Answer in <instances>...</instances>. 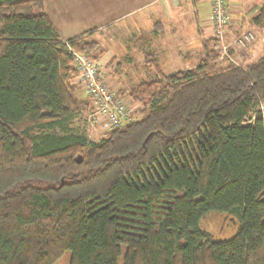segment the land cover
Returning <instances> with one entry per match:
<instances>
[{
	"label": "trees",
	"instance_id": "1",
	"mask_svg": "<svg viewBox=\"0 0 264 264\" xmlns=\"http://www.w3.org/2000/svg\"><path fill=\"white\" fill-rule=\"evenodd\" d=\"M41 5L0 0V264H264V55L165 74L148 54L122 94L140 118L95 142L70 128L93 30L62 40ZM212 211L231 238L200 227Z\"/></svg>",
	"mask_w": 264,
	"mask_h": 264
},
{
	"label": "rangeland",
	"instance_id": "2",
	"mask_svg": "<svg viewBox=\"0 0 264 264\" xmlns=\"http://www.w3.org/2000/svg\"><path fill=\"white\" fill-rule=\"evenodd\" d=\"M39 2L52 19L62 40L81 34L84 29L91 28L93 30L88 40L97 43L99 49L96 54L100 53V55L97 59H93L87 53H77L79 59L75 60L74 64H80L81 60L99 64V80L105 83L113 92L120 94L125 106L133 109L130 120L140 118V110L143 105L133 101L126 94H122L143 82L140 80L144 77H148L149 74L145 69L153 68L152 64H154L153 61H150L151 57H148V54L154 55L159 68L163 70L160 69L161 72L165 74L176 72V69H182L184 64H191V66L196 67L208 51L215 56L212 62L218 68L228 65L244 67L264 55V27L254 26L251 22L252 17L257 15L264 1L262 3L257 1L256 7L251 8V11H255L253 15L250 19L243 18L242 22L235 21L232 15L244 14L245 4L229 5L223 40L213 38V28L209 17L201 21L200 25L197 22L196 27H193L191 23L190 26L182 24V27L177 28L173 26L170 28L166 25L159 28L154 27L155 36H150V39H148L150 48L148 44L146 46L147 49H152L154 53L143 51V46L142 51H139L138 46H133V43H131L132 49L127 54L132 60L130 63L124 60V45L121 42V36L125 32V26L129 24L128 21L122 23L118 18L102 22L104 24L96 26L98 22L116 12V8L121 5L122 0H39ZM199 18H206L204 12L199 15ZM146 22L140 21L143 25L139 28L138 33L148 34L147 36H149L151 33L150 23L147 20ZM228 24H232L231 29L233 31H227ZM111 25H114L112 29L110 28ZM138 39L143 40L142 36ZM108 52H111V54ZM144 81H149V79ZM75 84L78 86V95L85 96L86 101L91 106L84 92L83 83L76 81ZM261 105L264 106V101ZM99 116L100 119L103 117V115ZM96 119L92 117L90 111H86L71 121L70 128L77 133H85L90 140L97 142L110 130L105 131L103 128L104 122ZM200 227L208 231L214 239L225 240L235 234L238 221L226 214L212 211L201 219ZM68 261L69 252H66L56 264H68ZM118 264H122L121 257Z\"/></svg>",
	"mask_w": 264,
	"mask_h": 264
},
{
	"label": "crops",
	"instance_id": "3",
	"mask_svg": "<svg viewBox=\"0 0 264 264\" xmlns=\"http://www.w3.org/2000/svg\"><path fill=\"white\" fill-rule=\"evenodd\" d=\"M226 1L230 6L234 4H245V7L243 8L244 14L241 13L240 15H232L235 21L238 20V22H242L243 18L250 19V17L253 15L255 11L253 9V11H251V8L256 7L257 1L262 3L264 0ZM116 9V12L110 14L109 16H107V18H104L102 21L98 22V25L96 26H101L102 24H104L102 22L118 18L122 21V23L128 21L129 24L125 26V35L123 34L121 36V42L124 45V60L130 63L132 60L129 56H127V54H129L132 49L131 43H133V46H138L139 51H142L141 48L143 46V51L145 50L147 53H154L152 49H149L150 46L148 44L150 43V41H148V39H150V36H155L156 31L154 27L159 28L162 27V25H166L170 26V28L171 26L177 28L182 27V24H188V26H190V23L193 27H196L198 25L197 22H199L200 25L201 21H204L209 17L211 12V4L208 0H122L121 5ZM203 12L204 15H206V18L200 19L199 15H201ZM146 20L148 21V23H150L149 27L151 35L149 34V36H147L148 34L146 35L143 33H138L139 28L143 25L140 23V21L147 23ZM114 25H111L110 28L112 29ZM231 26L232 24L227 25V31H233L231 29ZM88 30H91V28L84 29L82 32H86ZM140 36H142L143 40L138 39ZM147 44L149 50L146 48ZM108 53L111 54V52ZM127 65L130 66L131 64ZM193 67L194 65L191 66V64H184V67L182 69L188 70ZM160 69L162 70V68ZM145 71L147 72V69H145ZM175 71H177V69ZM147 76L148 77H144L140 81L149 79V75Z\"/></svg>",
	"mask_w": 264,
	"mask_h": 264
},
{
	"label": "built area",
	"instance_id": "4",
	"mask_svg": "<svg viewBox=\"0 0 264 264\" xmlns=\"http://www.w3.org/2000/svg\"><path fill=\"white\" fill-rule=\"evenodd\" d=\"M211 4L209 20L213 28V38L221 40L228 20L229 4L226 0H208ZM223 40V39H222ZM74 59H79L78 54L73 52ZM80 83H83L85 94L89 99L92 117L103 121L105 131L120 128L132 118L133 109L125 106L120 94L113 92L105 83L99 80V64L81 60L75 64ZM260 109L263 111L264 106ZM99 115H103L100 119ZM96 119V120H97Z\"/></svg>",
	"mask_w": 264,
	"mask_h": 264
},
{
	"label": "bare ground",
	"instance_id": "5",
	"mask_svg": "<svg viewBox=\"0 0 264 264\" xmlns=\"http://www.w3.org/2000/svg\"><path fill=\"white\" fill-rule=\"evenodd\" d=\"M262 113V112H261Z\"/></svg>",
	"mask_w": 264,
	"mask_h": 264
}]
</instances>
